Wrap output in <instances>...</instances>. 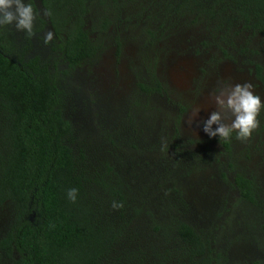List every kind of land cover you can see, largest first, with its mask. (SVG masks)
Returning a JSON list of instances; mask_svg holds the SVG:
<instances>
[{
  "label": "rangeland",
  "instance_id": "374dc122",
  "mask_svg": "<svg viewBox=\"0 0 264 264\" xmlns=\"http://www.w3.org/2000/svg\"><path fill=\"white\" fill-rule=\"evenodd\" d=\"M36 6L42 17L39 0ZM148 7L129 5L114 26L92 35L101 49L90 65L63 74L61 55L50 41L41 44V34L31 37L27 59L39 56L56 69L66 118L75 129L73 144L98 169L112 167L128 188L141 212L127 229L141 233L133 243L143 248L157 242L145 214H158L168 203L173 217L209 238L230 264L262 261L255 237L264 205L261 210L241 202L234 183L238 176L252 181L264 204V109L259 128L244 141L235 132L228 140L209 137L202 122L217 110L213 94L224 85L251 83L264 103V40L243 32L222 40L203 19L164 17L163 10ZM87 19L93 30L95 18ZM8 26L19 40L23 31ZM152 79L159 92L141 93L139 85L150 87ZM0 213L1 228L7 214Z\"/></svg>",
  "mask_w": 264,
  "mask_h": 264
},
{
  "label": "trees",
  "instance_id": "16d2710c",
  "mask_svg": "<svg viewBox=\"0 0 264 264\" xmlns=\"http://www.w3.org/2000/svg\"><path fill=\"white\" fill-rule=\"evenodd\" d=\"M25 1L36 13L33 31L43 45L50 44L42 34L50 25L63 74L94 63L101 46L92 35L114 26L129 5L143 2L163 10L164 17L203 19L222 40L242 32L264 40V0H39L46 20L36 0ZM89 16L95 18L93 30L87 27ZM32 36L23 31L17 40L8 25L0 26V212L7 214L0 228V263L230 264L209 238L173 217L168 203L158 214H145L157 242L143 248L133 243L141 233L127 229L140 218V209L112 167L98 169L73 144L75 129L66 118L59 73L39 56L27 59ZM159 88L154 79L150 87H138L145 95ZM234 187L241 202L264 205L252 181L238 176ZM72 188L78 190L75 202L68 197ZM114 201L123 207L114 209ZM258 227L256 244L264 254V221ZM253 264H264V258Z\"/></svg>",
  "mask_w": 264,
  "mask_h": 264
},
{
  "label": "clouds",
  "instance_id": "9594fccd",
  "mask_svg": "<svg viewBox=\"0 0 264 264\" xmlns=\"http://www.w3.org/2000/svg\"><path fill=\"white\" fill-rule=\"evenodd\" d=\"M36 13L31 4L24 0H0V26L14 24L19 31L26 32L29 36L34 35ZM53 39V33H46L45 43ZM216 105L215 111L210 118L203 121V130L209 137L219 136L220 140H228L233 132L236 138L244 141L251 137L252 133L260 126L258 119L264 103L258 94H254L251 83L236 84L234 86L224 85L213 94ZM200 112L196 109L193 120ZM230 120V123L225 121ZM213 125L217 127L213 129ZM78 190L72 188L68 191V197L72 202L76 201ZM114 209L123 207L122 203L114 201Z\"/></svg>",
  "mask_w": 264,
  "mask_h": 264
},
{
  "label": "flooded vegetation",
  "instance_id": "af4514ba",
  "mask_svg": "<svg viewBox=\"0 0 264 264\" xmlns=\"http://www.w3.org/2000/svg\"><path fill=\"white\" fill-rule=\"evenodd\" d=\"M42 11H43V10H42ZM41 18H43V19L46 20V15H45L44 11H43V15H42ZM48 32H52V30H51L50 25L47 23V26L45 27L43 33H48ZM52 33H53V32H52ZM52 40L55 41V37H54V36H53V39H52ZM52 40L50 41L51 44L53 43ZM78 68H79V67L75 68V70L78 69ZM65 69H66V68H65Z\"/></svg>",
  "mask_w": 264,
  "mask_h": 264
}]
</instances>
